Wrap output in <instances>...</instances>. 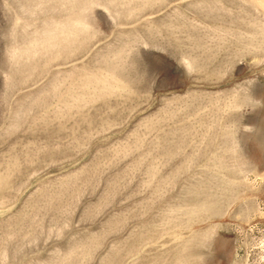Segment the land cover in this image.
Returning <instances> with one entry per match:
<instances>
[{
  "label": "rangeland",
  "instance_id": "rangeland-1",
  "mask_svg": "<svg viewBox=\"0 0 264 264\" xmlns=\"http://www.w3.org/2000/svg\"><path fill=\"white\" fill-rule=\"evenodd\" d=\"M0 264H264V0H0Z\"/></svg>",
  "mask_w": 264,
  "mask_h": 264
}]
</instances>
